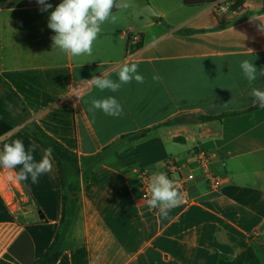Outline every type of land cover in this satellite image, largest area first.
I'll use <instances>...</instances> for the list:
<instances>
[{
  "label": "crops",
  "instance_id": "0c3cea01",
  "mask_svg": "<svg viewBox=\"0 0 264 264\" xmlns=\"http://www.w3.org/2000/svg\"><path fill=\"white\" fill-rule=\"evenodd\" d=\"M47 2L53 7L43 12L36 0H0V77L24 105L11 111L22 122L0 137V150L20 138L41 160L45 148L24 132L32 123L79 158L115 146L87 182L79 179L76 208L65 221L67 193L52 156L51 171L35 184L18 180L19 168L0 169V264H36L58 234L56 264H72L82 241L90 264H220L245 251L230 237L264 264V108L255 109L250 94L252 87L264 90V77L250 86L240 69L248 59L264 70V0L183 3L177 13L154 4L156 22L114 7L116 21L101 25L91 55L78 57L52 48L48 18L61 0ZM136 34L141 48L130 42ZM125 63L138 64L143 84L133 80L101 93L85 82L93 75L117 80ZM107 96L123 106L120 117L89 112L88 101ZM184 114L225 115L162 126ZM199 151L224 179L219 193L199 182L192 205L166 216L150 209L140 196V170L161 172L170 158L194 162Z\"/></svg>",
  "mask_w": 264,
  "mask_h": 264
},
{
  "label": "clouds",
  "instance_id": "9594fccd",
  "mask_svg": "<svg viewBox=\"0 0 264 264\" xmlns=\"http://www.w3.org/2000/svg\"><path fill=\"white\" fill-rule=\"evenodd\" d=\"M41 5V11L46 12L53 6L47 0H36ZM117 0H61L50 12L47 27L55 35L51 37L52 48L72 57L91 55L93 44L101 32V25L105 22H115L117 17L113 15V8ZM155 39V38H153ZM240 69L244 78L251 86L259 77H264V70H258L254 63L248 59L240 62ZM118 79L113 80L102 75L85 81L94 86L101 93L105 91L117 92L133 80L139 84L145 82V77L139 71L137 63H125L117 69ZM153 81H159L161 77L157 74L152 76ZM75 96H80L79 87L73 88ZM253 103L264 108V90L256 87L251 88ZM230 102V101H229ZM89 112L95 114L103 112L107 116L120 117L123 114V106L115 96L104 98H92L87 102ZM52 149H45L41 160L36 161L33 155L34 149L26 148L24 141L20 138L11 143H5L0 150V169L16 170L19 168L17 179L26 181L31 179L33 184L38 183L40 176L52 169ZM144 199L150 209H158L162 215L179 206L183 202V194L179 191L177 184L164 172H158L150 177L147 194Z\"/></svg>",
  "mask_w": 264,
  "mask_h": 264
},
{
  "label": "trees",
  "instance_id": "16d2710c",
  "mask_svg": "<svg viewBox=\"0 0 264 264\" xmlns=\"http://www.w3.org/2000/svg\"><path fill=\"white\" fill-rule=\"evenodd\" d=\"M220 1L222 0H183V3L185 6L194 7L218 4ZM137 47H142L140 37L139 41L137 42ZM0 87L4 89L3 92H0V137H2L11 132L19 123L22 122L15 120L11 111L19 104H21V106L24 105L22 104L19 96L2 77H0ZM258 108L261 107L257 106L255 109ZM24 113L27 115L26 111H24ZM224 115L212 117L205 115L184 114L163 124L162 126L180 125L190 122H208L217 118L220 119ZM24 132L27 136L43 146L45 149L50 147L53 150L51 156L58 166L60 178L67 193L64 199L62 219V221H65V219L75 211L80 193L79 179H82L83 182H87L100 162L107 156L109 152L113 150L115 145L95 156L79 158L75 152L70 151L62 143L47 134L36 123H32L30 127L24 130ZM148 132L149 130L143 132L142 134L133 136L131 140H140L144 138ZM65 231H68L67 226ZM60 238L61 235L59 236L58 234L54 243L50 246L46 254L36 264H56L58 262L62 252ZM230 240L241 248H245V251L242 252L234 261L227 262L222 260L220 264H260L252 249L248 248L243 242L234 237H230ZM72 264H90L89 251L85 241H82L81 244H79L72 251Z\"/></svg>",
  "mask_w": 264,
  "mask_h": 264
},
{
  "label": "built area",
  "instance_id": "2783aa9c",
  "mask_svg": "<svg viewBox=\"0 0 264 264\" xmlns=\"http://www.w3.org/2000/svg\"><path fill=\"white\" fill-rule=\"evenodd\" d=\"M139 36L133 35L130 39L131 43H137ZM212 159L206 151H199L195 154L194 162H180L170 158L166 160L163 170L178 186L179 191L183 194V202L180 204L188 207L195 202L192 192L199 182L205 183L210 194H218L221 190L224 179L221 175L212 170ZM141 176V199L147 194L150 177L155 174L149 169H143L139 172ZM147 204V203H146ZM159 211L158 209H152Z\"/></svg>",
  "mask_w": 264,
  "mask_h": 264
},
{
  "label": "water",
  "instance_id": "95a60500",
  "mask_svg": "<svg viewBox=\"0 0 264 264\" xmlns=\"http://www.w3.org/2000/svg\"><path fill=\"white\" fill-rule=\"evenodd\" d=\"M116 9L134 8L148 16L152 21L159 19V14L155 11L149 0H117Z\"/></svg>",
  "mask_w": 264,
  "mask_h": 264
},
{
  "label": "rangeland",
  "instance_id": "374dc122",
  "mask_svg": "<svg viewBox=\"0 0 264 264\" xmlns=\"http://www.w3.org/2000/svg\"><path fill=\"white\" fill-rule=\"evenodd\" d=\"M149 2L152 6L155 4L158 10L167 11L169 13H177V11L183 9L182 0H149ZM72 232L76 237H80L81 233H79V230L74 231L73 229Z\"/></svg>",
  "mask_w": 264,
  "mask_h": 264
}]
</instances>
